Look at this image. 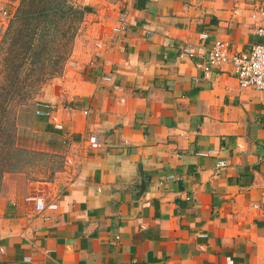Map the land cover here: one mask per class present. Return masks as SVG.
Here are the masks:
<instances>
[{"label": "crops", "instance_id": "1", "mask_svg": "<svg viewBox=\"0 0 264 264\" xmlns=\"http://www.w3.org/2000/svg\"><path fill=\"white\" fill-rule=\"evenodd\" d=\"M74 1L89 7L75 65L37 98L56 119L18 113V141L64 146L66 169L4 173L0 264H264V90L241 87L230 63L197 66L216 39L260 42L264 0Z\"/></svg>", "mask_w": 264, "mask_h": 264}, {"label": "trees", "instance_id": "2", "mask_svg": "<svg viewBox=\"0 0 264 264\" xmlns=\"http://www.w3.org/2000/svg\"><path fill=\"white\" fill-rule=\"evenodd\" d=\"M146 0H137L135 6L141 8ZM88 6H77L71 0H20L15 17L6 34L10 36V52L21 54L20 63L16 67L29 64L38 69V74H31L19 79L11 76L4 90H11L14 95L28 97L39 84L62 71L64 62L71 53L72 41L78 24ZM2 103V102H0ZM6 106L0 105V115L5 116ZM1 117V118H2ZM0 118V119H1ZM3 146L0 155L5 158L6 150L11 143L12 133L3 131L0 125V140ZM0 160V180L4 173L11 169Z\"/></svg>", "mask_w": 264, "mask_h": 264}, {"label": "rangeland", "instance_id": "3", "mask_svg": "<svg viewBox=\"0 0 264 264\" xmlns=\"http://www.w3.org/2000/svg\"><path fill=\"white\" fill-rule=\"evenodd\" d=\"M11 1V2H10ZM7 3L0 4L5 8L10 10L11 17L4 20L3 17H0L5 22L4 28L0 27V105L6 106L5 116L2 117L0 115V125L4 132L12 133L13 143L7 147L5 158H2L3 154L0 155V160L2 163H7L6 167H9L11 170L6 173H23L26 177L30 179H39V180H50L60 176L61 172L66 169L67 163L65 162V155L63 153L64 146H54L47 145L42 142L40 146L42 148L33 149L27 148L24 144L18 141V133L23 131V136H28L29 125L22 123V125L18 124V113L22 111V109H26V113L28 117H30V112L32 111L33 106L39 100L42 88L53 78L59 76L65 64L69 59L64 62L62 71L59 74L54 75L52 78L46 80L44 83L37 85L29 94L28 97H19L18 95H14L11 90H4L5 86L9 81L12 82L11 76H16L19 79L25 78L28 75L33 73H38V69L45 65L38 64L36 68H33L27 63L23 66L16 67L20 63L21 54L18 52H10V36L6 34L10 24L12 23L17 7L20 3V0H10ZM74 5L82 7V5L76 3L74 0H71ZM119 12H126L124 10H120ZM118 12V14H119ZM86 11L83 12L80 23L77 26L75 36L72 41V46L76 36L83 31L82 22L84 20ZM117 14V15H118ZM127 14V13H126ZM117 19V17H116ZM116 24V23H115ZM114 27V26H113ZM112 27V28H113ZM71 46V51H72ZM71 54V53H70ZM70 56V55H69ZM1 112V111H0ZM30 129L33 128L38 130L43 129V126L39 124L32 123L30 125ZM33 133L32 135H34ZM29 138L25 139L28 141ZM34 140V138H31ZM3 139L0 140V148L3 146ZM2 180V179H1ZM1 180H0V188H1Z\"/></svg>", "mask_w": 264, "mask_h": 264}, {"label": "built area", "instance_id": "4", "mask_svg": "<svg viewBox=\"0 0 264 264\" xmlns=\"http://www.w3.org/2000/svg\"><path fill=\"white\" fill-rule=\"evenodd\" d=\"M0 15L4 20L11 17L10 10L0 5ZM251 17L258 19V24L255 27V33L261 38V41L252 45L251 49L246 52L243 50L233 51L226 41L216 39L209 51L208 57L197 66L203 71H209L212 68L219 67L222 64L230 63L232 65L234 74L236 75L241 87H250L254 89L264 90V6L258 7L251 14ZM127 26L126 12H119L116 19V24L112 31L119 33L125 30ZM199 37L205 39L206 33H200ZM188 48L182 49L180 55L190 54ZM67 64L75 65V62L68 60ZM105 80H110V77H104ZM35 114L40 117L48 119H56L54 114V106L52 103L44 100H38L35 104ZM54 126L58 129L62 128L60 122H54ZM92 146L97 145L95 137L90 138ZM217 150L212 149L205 152V155L216 154ZM219 166L225 165V161H219ZM49 208H55L56 205L50 203ZM38 211L43 209V204L38 202L36 204ZM25 260H30V257H24Z\"/></svg>", "mask_w": 264, "mask_h": 264}]
</instances>
